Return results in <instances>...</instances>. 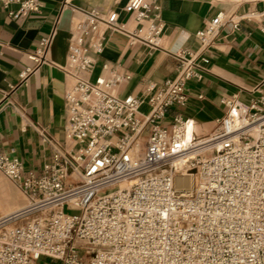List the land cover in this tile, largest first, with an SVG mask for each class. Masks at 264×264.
Instances as JSON below:
<instances>
[{"label":"built area","instance_id":"built-area-1","mask_svg":"<svg viewBox=\"0 0 264 264\" xmlns=\"http://www.w3.org/2000/svg\"><path fill=\"white\" fill-rule=\"evenodd\" d=\"M13 2L19 7L9 11L12 18L40 7L37 0H0V6ZM125 9L140 25V36L126 34L130 43L135 37L157 46L161 26L151 12L159 6L129 0ZM227 19L238 26L218 14L196 32L201 47ZM101 21L125 32L98 11L74 24L64 68L72 80L64 93L69 144L55 143L40 172H24L12 149L0 150V173L31 204L0 222V264H40L41 258L58 264H264V78L247 103L223 97L227 109L215 133L196 143L187 139L192 119L169 111L186 105V82L208 71L206 60L198 61V52L176 55L174 76L148 87L141 111L142 99L112 92L122 77L107 64L102 70L108 76L87 77L92 54L102 51ZM50 42L51 35L39 39L20 83L49 64ZM183 175L190 176L189 188L175 184ZM8 220L16 222L1 225Z\"/></svg>","mask_w":264,"mask_h":264},{"label":"crops","instance_id":"crops-1","mask_svg":"<svg viewBox=\"0 0 264 264\" xmlns=\"http://www.w3.org/2000/svg\"><path fill=\"white\" fill-rule=\"evenodd\" d=\"M37 1V11L17 18L8 13L16 11L18 3H11L8 9L0 6V150L12 149L24 172H40L51 161L55 143L61 147L69 144L63 132L67 119L64 93L72 80L64 68L75 36L74 21L80 15L98 11L104 21L115 19L126 32L109 29L101 21L96 35L101 38L102 51L92 54L94 65L87 77L108 76L102 70L107 64L122 77L112 92L118 97L142 99L141 111L147 108L148 87L174 76L179 64L176 55L198 52L197 60H206L208 71L199 80L186 82V105L169 111V116L177 113L192 119L198 138L208 137L224 116L227 108L220 102L223 97L247 103L264 78V0H148L159 6L151 12L153 21L161 26L157 46H147L135 37L130 43L128 32L141 33L133 14L125 9L129 0ZM218 14L238 20V26L233 28L227 19L214 40L201 47L196 32ZM47 35H51L49 64L40 65L20 83L18 74L27 56ZM26 202L24 194L0 202V217Z\"/></svg>","mask_w":264,"mask_h":264},{"label":"bare ground","instance_id":"bare-ground-1","mask_svg":"<svg viewBox=\"0 0 264 264\" xmlns=\"http://www.w3.org/2000/svg\"><path fill=\"white\" fill-rule=\"evenodd\" d=\"M248 16H250V15H248ZM83 17V15H80L79 16V18L78 19H76L75 21H74V23H76V21H78L80 18H82ZM216 129H217V126H216V128H215V130L208 136V137H205V138H198V137H196L195 136V124H194V122L192 121L191 122V125L188 127V130H187V139H195L196 140V143H203V142H205V141H208L209 139H210V137L215 133V131H216ZM175 184H176V186L177 187H179V188H189L190 186H191V179H190V176H188V175H183V176H178V177H176L175 178ZM26 196V195H25ZM26 198H27V202H26V204H25V206L24 207H22V208H20V209H18L17 211H14V212H12V213H9V214H7V215H4V216H2V217H0V222L2 221V220H4L6 217H8L9 215H11V214H13V213H15V212H18V211H20V210H22V209H24V208H27V207H29L31 204H30V201H29V199H28V197L26 196ZM38 214H36V216H37ZM26 219V218H25ZM12 224H8V225H5V227L6 228H9L10 226H11Z\"/></svg>","mask_w":264,"mask_h":264},{"label":"rangeland","instance_id":"rangeland-1","mask_svg":"<svg viewBox=\"0 0 264 264\" xmlns=\"http://www.w3.org/2000/svg\"><path fill=\"white\" fill-rule=\"evenodd\" d=\"M2 181L0 182V202L4 203L8 199L17 198L22 196V191L10 180H8L4 175L0 173ZM69 214H78L77 211H69ZM16 221H4L1 225L5 226L8 224H13ZM1 228V227H0ZM40 264H58L55 261H50L49 259L41 258Z\"/></svg>","mask_w":264,"mask_h":264}]
</instances>
